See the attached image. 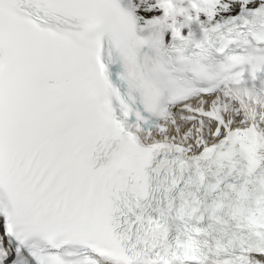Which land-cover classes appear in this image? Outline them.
Returning a JSON list of instances; mask_svg holds the SVG:
<instances>
[{
  "label": "snow or ice",
  "instance_id": "snow-or-ice-1",
  "mask_svg": "<svg viewBox=\"0 0 264 264\" xmlns=\"http://www.w3.org/2000/svg\"><path fill=\"white\" fill-rule=\"evenodd\" d=\"M0 264H264V0H0Z\"/></svg>",
  "mask_w": 264,
  "mask_h": 264
}]
</instances>
